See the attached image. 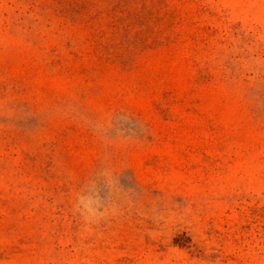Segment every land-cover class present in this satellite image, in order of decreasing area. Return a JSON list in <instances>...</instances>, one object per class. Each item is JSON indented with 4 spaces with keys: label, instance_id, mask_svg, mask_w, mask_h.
I'll return each instance as SVG.
<instances>
[{
    "label": "rangeland",
    "instance_id": "obj_1",
    "mask_svg": "<svg viewBox=\"0 0 264 264\" xmlns=\"http://www.w3.org/2000/svg\"><path fill=\"white\" fill-rule=\"evenodd\" d=\"M0 264H264V0H0Z\"/></svg>",
    "mask_w": 264,
    "mask_h": 264
}]
</instances>
